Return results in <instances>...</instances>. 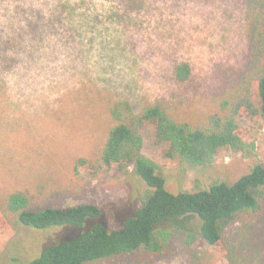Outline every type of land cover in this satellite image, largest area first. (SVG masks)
I'll list each match as a JSON object with an SVG mask.
<instances>
[{
  "label": "rangeland",
  "instance_id": "1",
  "mask_svg": "<svg viewBox=\"0 0 264 264\" xmlns=\"http://www.w3.org/2000/svg\"><path fill=\"white\" fill-rule=\"evenodd\" d=\"M21 2L46 6V20L58 5L62 23L21 39L25 22L11 14ZM0 36L7 41L0 54V205L15 192L30 197L36 208L94 204L102 214L88 225L112 229L135 215L148 190L133 167L127 173L116 166L95 170L117 123L113 108L129 104L131 112L119 110L127 118L160 101L199 119L233 93L248 51L243 0H144L130 11L122 0H0ZM184 62L191 75L180 83L175 69ZM237 123L253 147L244 153L221 149L208 167L184 171L178 160L166 158L167 144L150 122L140 130L142 154L158 165L172 193L233 183L264 162V121L239 117ZM255 194L259 211L222 222L227 255L202 239L201 219L187 214L159 229L192 233V245L182 236L156 256L136 252L91 264H264V187ZM83 231L19 226L0 240V264H25L44 246Z\"/></svg>",
  "mask_w": 264,
  "mask_h": 264
},
{
  "label": "trees",
  "instance_id": "2",
  "mask_svg": "<svg viewBox=\"0 0 264 264\" xmlns=\"http://www.w3.org/2000/svg\"><path fill=\"white\" fill-rule=\"evenodd\" d=\"M21 3L11 13L14 21L25 22L20 26L21 39L24 34L56 29L57 23H62L58 5L46 20L43 18L46 6L40 9L32 3ZM122 3L130 11L142 7L144 0H122ZM243 5L248 27L247 60L233 93L220 99L215 112L195 120L181 116L171 106L158 101L124 118L119 110L131 112L129 104L124 102L113 108L117 123L108 131L95 170L116 166L121 173H127L133 167L148 187L141 197V206L121 228L112 229L99 222L88 225L102 214L94 204L36 208L34 201L22 192L4 199L0 205V240L19 226L36 230L63 226L85 229L76 238L59 239L44 246L25 264H91L136 252L156 256L182 236L190 246L196 242L194 234L180 228L159 229L161 224L187 214L201 219L199 232L207 244L219 250L221 256L230 253L222 222L241 213L259 211L261 204L255 191L264 187V162L255 163L233 183L215 181L207 189L196 186L192 191L172 193L166 189L158 165L142 154L140 130L144 122L152 123L156 137L167 144L165 157L178 160L184 171L213 165L221 149L244 153L253 147L244 141L237 119L264 121V0H243ZM6 44L0 36V54ZM190 75L191 67L186 62L175 69V78L180 83L186 82Z\"/></svg>",
  "mask_w": 264,
  "mask_h": 264
}]
</instances>
